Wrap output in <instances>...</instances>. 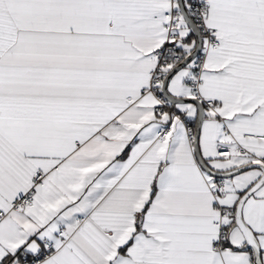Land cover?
I'll use <instances>...</instances> for the list:
<instances>
[{
    "label": "snow or ice",
    "instance_id": "6c2138e0",
    "mask_svg": "<svg viewBox=\"0 0 264 264\" xmlns=\"http://www.w3.org/2000/svg\"><path fill=\"white\" fill-rule=\"evenodd\" d=\"M0 264H264V0H0Z\"/></svg>",
    "mask_w": 264,
    "mask_h": 264
}]
</instances>
